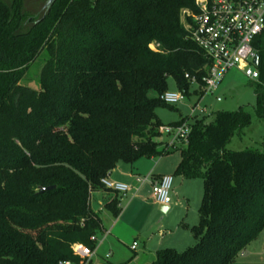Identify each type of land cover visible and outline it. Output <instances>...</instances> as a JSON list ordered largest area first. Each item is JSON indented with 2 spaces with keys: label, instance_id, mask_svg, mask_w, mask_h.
Returning a JSON list of instances; mask_svg holds the SVG:
<instances>
[{
  "label": "trees",
  "instance_id": "16d2710c",
  "mask_svg": "<svg viewBox=\"0 0 264 264\" xmlns=\"http://www.w3.org/2000/svg\"><path fill=\"white\" fill-rule=\"evenodd\" d=\"M197 10L195 0H55L31 16L23 0H0V264H82L103 229L91 206L102 179L118 162L172 151L155 110L168 105L158 96L169 77L188 95L185 74L199 85L207 75L186 28ZM252 46L253 111L264 119V28ZM251 122L241 107L193 121L175 174L202 182L194 243L143 264H230L261 233L264 139L227 147ZM110 191L103 208L116 218L122 195Z\"/></svg>",
  "mask_w": 264,
  "mask_h": 264
},
{
  "label": "rangeland",
  "instance_id": "374dc122",
  "mask_svg": "<svg viewBox=\"0 0 264 264\" xmlns=\"http://www.w3.org/2000/svg\"><path fill=\"white\" fill-rule=\"evenodd\" d=\"M9 3L10 0H3ZM46 0H23V11L31 16H38L43 13V5ZM30 23H25L29 26ZM42 63V56L32 64L28 75V85L34 86V78L38 74L39 65ZM243 73V64L238 63V67L231 69L223 78L218 88L212 94H206L199 102L200 107L205 108V113L197 111L195 117L189 119L192 124L196 118L211 117L214 112L220 110L234 111L239 107L244 108L252 115L251 125L244 128L240 134L235 135L229 144L228 148L234 150L244 149L245 147H256L259 142L264 139V119H258L254 115L253 107L255 104V96L252 89V83ZM199 89L196 83H191L188 87V95L182 102L175 105H165L156 108V115L162 124H171L179 121L182 117H187L191 112V106L197 100L195 91ZM167 91L178 92L181 89L176 85L173 78L167 79ZM163 135H159L158 140L163 139ZM153 162H171L174 159L180 158L178 150H173L160 157H152ZM140 162L151 161V158L141 157ZM137 159V160H139ZM136 160V161H137ZM134 161V162H136ZM146 174L139 175V178H145ZM147 177V176H146ZM184 178V177H183ZM147 180L144 181V184ZM176 193H182L180 197L187 198L186 204L179 211L178 205H175L176 197H174L170 208L166 213H161L162 218L159 220L161 228L166 233L163 237L157 234L153 238L146 241L145 236L141 238L137 233L126 237L123 242H116L111 249L113 256L118 257L119 262L116 264H133L132 260L146 254L150 260L155 258L154 251L163 247H175L177 251L186 249L194 243V238L189 230V225L198 220V207L202 195V182L200 179H187L183 181H174ZM151 190V188H150ZM129 197V196H128ZM128 197L122 198L123 202H127ZM130 198V197H129ZM174 203V204H173ZM177 203V202H176ZM184 220L185 222H181ZM184 223V224H183ZM185 223L189 224L186 225ZM102 232L96 234V246L100 243L103 237ZM145 235V234H143ZM136 241L138 247L135 251L130 249V245ZM145 242V244H144ZM105 247L103 244L102 248ZM107 247V246H106ZM105 249V248H104ZM107 249V248H106ZM105 249V250H106ZM242 254H238L230 264H264V228L261 233L250 242L243 250Z\"/></svg>",
  "mask_w": 264,
  "mask_h": 264
},
{
  "label": "built area",
  "instance_id": "2783aa9c",
  "mask_svg": "<svg viewBox=\"0 0 264 264\" xmlns=\"http://www.w3.org/2000/svg\"><path fill=\"white\" fill-rule=\"evenodd\" d=\"M197 12L191 14V22L186 27L189 29V39L193 41L210 60L207 75L203 84L199 85L194 77L185 74L191 83L199 86L196 94L197 100L191 106V112L174 124H163L159 127L161 139L165 151L177 150L187 142L191 123L189 119L195 117V113H205V108L200 107L199 102L206 94H212L219 86L226 74L238 63L243 64V73L250 80L259 77L257 68L252 64L256 54L252 46L254 38L264 28V0H195ZM184 13H189L185 11ZM184 89L178 92L164 91L158 97L168 104L175 105L185 98ZM138 184H142L146 178H136ZM104 188L126 194L131 191V186L109 181L107 178L101 181ZM133 189L137 193L139 186ZM173 176L162 175L151 184V196L160 205L169 206L172 202ZM107 234L106 231L103 232ZM93 239L96 241V237ZM137 243L133 242L131 249H135ZM84 256L82 264H109L110 252H106L98 263H93L92 258L95 249H80ZM242 254V252H241ZM64 264H70L65 262Z\"/></svg>",
  "mask_w": 264,
  "mask_h": 264
},
{
  "label": "crops",
  "instance_id": "0c3cea01",
  "mask_svg": "<svg viewBox=\"0 0 264 264\" xmlns=\"http://www.w3.org/2000/svg\"><path fill=\"white\" fill-rule=\"evenodd\" d=\"M152 159L153 158H151V161L148 162H140L139 159L132 164L118 162L109 173L107 178L109 181L120 182L131 186L130 192H127L124 195L121 194L122 198L128 196L130 198L128 197L127 202H123V204L121 200L122 209L120 214L116 218L110 217L103 208L104 203L112 197L113 192L104 188L93 193L91 206L102 217L103 229L101 232H107L106 235L103 234L100 243L95 248V254L92 258L93 263H98L106 252H110L111 254L109 258V264H116L117 262H119L118 257L113 256L111 249H108V247L113 248L116 242H123L128 234L129 236H131L137 233V235H139L141 238H144L143 236H145V242L150 241L156 234L163 237L166 231L160 227L161 224L159 223V220L162 218V212L159 210L160 204L153 200L150 190L152 182H154L160 176H173L172 202L174 197H176L177 202H175V204L173 203V206L178 205L179 211H181V207L184 206V203L186 204L187 198H185L184 196L180 197L182 193H176L174 185V181H183L184 179L181 175L175 174V170L180 161V158L174 159L171 162H160L161 160L153 162ZM141 174H146L147 177L145 176V178L147 182L145 184L143 182L140 185L138 184L136 178ZM138 185H140L139 189L137 193H134L133 189ZM181 222L185 221L182 220ZM185 224L189 225L187 223ZM103 244H105V247L102 248ZM137 247L138 244L136 245L135 249L131 250L135 251ZM104 248L107 249L105 250ZM150 261L152 260H150L146 254H142L140 257L132 260L133 264H143Z\"/></svg>",
  "mask_w": 264,
  "mask_h": 264
},
{
  "label": "water",
  "instance_id": "95a60500",
  "mask_svg": "<svg viewBox=\"0 0 264 264\" xmlns=\"http://www.w3.org/2000/svg\"><path fill=\"white\" fill-rule=\"evenodd\" d=\"M55 0H46L44 5H43V11H46L49 9V7L51 6V4L54 2ZM252 64L257 67L258 66V54L256 53L252 59ZM54 186H49V187H43L40 189V191H44V190H47V189H51L53 188ZM169 206L167 205H160L159 206V210L162 212V213H166L167 210H168Z\"/></svg>",
  "mask_w": 264,
  "mask_h": 264
}]
</instances>
